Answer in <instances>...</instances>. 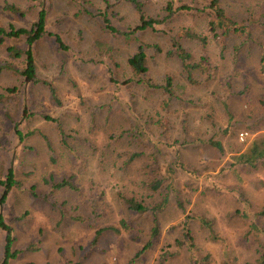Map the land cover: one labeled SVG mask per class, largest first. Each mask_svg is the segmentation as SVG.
Returning a JSON list of instances; mask_svg holds the SVG:
<instances>
[{"label":"rangeland","instance_id":"1","mask_svg":"<svg viewBox=\"0 0 264 264\" xmlns=\"http://www.w3.org/2000/svg\"><path fill=\"white\" fill-rule=\"evenodd\" d=\"M142 1L146 13L159 18L166 15L168 2L173 7L192 1H198L199 7L207 3ZM257 1L223 0L222 5L227 4V11L236 18L247 16V8H252L251 35L260 40L264 39V10ZM7 5L17 10L6 9ZM40 8L45 10L46 33L33 47L36 83H23L18 73L3 68L6 62L22 67L23 57L11 56L8 47H20L23 40L0 34V177L12 167L19 181L0 205L13 237V255L6 264H128L147 238L151 217L127 212L122 196L142 189V177L152 180L155 171L164 175L174 161L179 163L170 183L176 191L158 216L160 239L144 256L135 258L134 264H158L169 245L175 253L170 263L187 264L184 248L173 242L187 213L212 220L222 240L211 244L216 256L226 249L223 244L242 257L250 255L243 243L244 232L252 223L264 239V166L231 163L233 155L248 151L256 138L264 136V68L257 65V44L244 42L237 63L229 53L234 39L223 54L213 42L206 46L211 62L218 65L214 80L221 83L230 76L234 83L253 82L243 95L223 90L220 84L210 94L208 88L187 82L177 61L168 55L175 31H205L204 12L184 10L156 25L168 34L164 30L140 33L142 41L150 45L146 76L156 84L171 75L174 94L169 95L142 83L127 87L120 82L128 72L125 60L137 45L117 32L138 21L131 0H0V28H29ZM104 16L117 31L106 27ZM191 47L200 49L195 42ZM112 77L120 81L113 82ZM11 88L14 90L9 91ZM23 107L31 115L26 122L21 118ZM160 116L167 117L166 126ZM13 120L23 132L35 130V134L21 143ZM58 123L69 135L70 149L62 147ZM137 125L142 133L138 140L132 136ZM40 132L51 141L55 162L50 161ZM240 133H244L242 140ZM194 137L220 140L223 152L192 141ZM140 150L145 155L129 160ZM48 174L54 181L71 177L77 189L53 190L44 182ZM178 199L183 201L184 211L177 207ZM159 200L158 193L148 199L151 204ZM128 216L143 231L115 234L104 230L95 246L91 244L98 229L119 227V221ZM5 244L6 232L0 228V264Z\"/></svg>","mask_w":264,"mask_h":264},{"label":"trees","instance_id":"2","mask_svg":"<svg viewBox=\"0 0 264 264\" xmlns=\"http://www.w3.org/2000/svg\"><path fill=\"white\" fill-rule=\"evenodd\" d=\"M131 2L138 13V21L133 27L125 31H117L109 24L106 16L103 18L105 25L109 30L117 31L124 35L126 39H134L135 42H137L133 52L129 54L125 60V66L128 71L125 80L120 81L119 78H114L118 77V75H116L112 77L113 82L119 80L127 87H130L129 85L132 86V84L139 85L142 83L144 87L160 89L163 93H167L169 95L174 94V83L173 77L171 75H166L163 78L162 83L153 84L148 80L146 74L149 69L148 47H150V45L142 41L140 38V33H143L146 30H164V32L168 34L166 29H158L156 25L170 20L172 15L183 12L184 10H191L193 12H197L198 14L204 12L207 16V23L204 29L205 31L195 33L190 29H183L175 31L174 35L171 37L173 47L168 52V55L177 61L185 74V79L187 82L196 86L201 85L208 88L211 90L210 94L214 92V88H216L218 84H220L221 89L228 90L235 95H243L250 89L252 85L251 83L253 82H249L247 80L236 81V83H234L230 76L223 79L221 83L218 79L214 80V72L218 68V65L211 62L210 57L206 52V46L210 42L218 45L220 53L223 54L226 49L228 50L227 44L232 39H234L235 43L231 47L229 53L232 56L233 62L237 63L239 61V51L241 46L244 44V42L252 40L253 43L257 44L258 47V53H255V57L258 59L257 65H259L260 70L264 68V39L261 38L260 40H256L251 35V19L253 18V14L251 13L252 8H247V16L236 18L227 11V4L222 5L223 0H207V3H203L202 7L198 6L200 5L198 4V1H192L190 2L191 4H182L175 7H173L172 4L168 2L164 8L166 10V15L159 18L146 13L142 0H131ZM257 2V6L262 4L260 7H262L264 10V0H258ZM5 8L11 11L17 10L12 5H7ZM45 33V10L43 8H40L37 11V20L33 22L29 28L11 27L9 30L0 28V34L12 36L18 40H23L22 46L20 47L15 45L8 47L11 56L23 57L22 67L17 69L11 63L6 62L3 65V68H8L18 73V76L21 78L23 83H36L37 79L35 77L36 68L33 57V47L45 35ZM56 40L59 42V37H56ZM193 42H195L196 46L200 48L199 51L191 47ZM255 69L256 67L253 68V70ZM195 74H197V77ZM214 85L216 86L214 87ZM179 86V83H176V87ZM11 90H14V88L9 89V91ZM50 92L54 96V90L52 88L50 89ZM167 99H169V97H167ZM165 103L168 105L167 101H165ZM30 116L31 115L28 112V109L23 107L21 118H24V122L29 121ZM160 119H162L161 123L166 126L168 123L167 117L160 116ZM14 123V133L17 136V140L21 143H23L25 137L33 135L36 132L35 130L23 132L21 129H19L18 125L16 124L17 122L14 121ZM229 128V126L224 128L223 133H226ZM57 130L60 141L63 145L62 147L65 149H70L68 142L69 135L64 131L60 123L57 124ZM39 134L47 146V154H49L50 161L55 162V151L52 147L51 141L43 133L40 132ZM141 134L140 127L137 125L135 127V133L132 134V136L138 140V138L141 137ZM192 141L208 144L219 152H223L221 141L213 139L212 137L206 139H196L194 137ZM23 146V144L20 145V150L23 149ZM141 155H145V152L142 150L132 153V156L129 158V160ZM232 159V165H247L256 167L260 164L264 166V136L256 138L252 142L248 151L238 152L237 154L233 155ZM178 163V161L169 163L164 175H158L160 172L155 171L154 178L152 180L149 179L146 181L145 178L142 177L139 181V187L142 189L139 188V190L136 192L132 191L131 195L129 196H122L127 212L130 214H136L134 217L145 215L149 218L151 217V225L149 231L146 233L147 238L142 248L135 254L133 258L129 260L128 264H134L135 258L138 256H144L146 252L152 249L160 239L161 230L158 216L164 210L170 194L172 195V193L176 191V189L170 183V179L175 171L174 166L178 165ZM44 182L50 185L53 190L61 191L62 189H77V185H75L71 177L54 181L53 175L48 174L44 178ZM17 185H19V181L15 177L14 170L12 167H8L4 174L0 177V187L2 188L0 205L3 204L5 196L9 190L13 186ZM160 189L161 191H159ZM156 193L160 195V200L152 204L149 203L148 199H152ZM176 205L181 211H184L185 207L182 200L178 199ZM261 215H264V210L261 211ZM134 221L135 219L133 218L129 220L128 216L126 219H121L119 221V227L118 225H108L104 228L98 229L95 232L91 244L95 246L98 238L104 230H110L115 234L120 233L121 230H127L131 233L143 231L142 229L136 228L134 226ZM0 228L6 232L5 257L2 263L6 264L7 259L13 255L10 252L13 237L12 229L4 221V216L1 211ZM254 230H258V227L255 223H252L250 225V229H247L244 232L245 242L243 244H245L251 250L250 255L247 257H242V255L235 251L232 247L228 248L223 244L226 249L222 252V254L217 252L216 256L212 251L211 244H215V242L219 240V243L221 244L222 240L218 236V230L213 225L212 220L208 219L202 214L196 215L187 213L181 222L180 237L177 236L173 242L174 245L181 250L184 248V251L187 254V264H264V239L260 238L258 232L259 230ZM168 247L164 249L159 256L158 264H172L170 263V259L175 255V253L170 251Z\"/></svg>","mask_w":264,"mask_h":264},{"label":"built area","instance_id":"3","mask_svg":"<svg viewBox=\"0 0 264 264\" xmlns=\"http://www.w3.org/2000/svg\"><path fill=\"white\" fill-rule=\"evenodd\" d=\"M243 134H244V133H240V134H239V138H240L241 140L243 139Z\"/></svg>","mask_w":264,"mask_h":264}]
</instances>
